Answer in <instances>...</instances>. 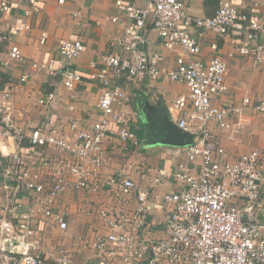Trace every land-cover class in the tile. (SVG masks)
Here are the masks:
<instances>
[{"label": "built area", "instance_id": "1", "mask_svg": "<svg viewBox=\"0 0 264 264\" xmlns=\"http://www.w3.org/2000/svg\"><path fill=\"white\" fill-rule=\"evenodd\" d=\"M28 1L36 7L38 0ZM250 1L252 5L257 2ZM114 5L116 14L107 19L115 22L122 14L131 24L117 40L124 54L103 55L102 65L87 75L102 87L96 103L99 115L87 127L76 129L72 121L70 127L75 134L60 135L51 115L56 94L46 92L37 99L40 120L28 131H21L12 115L11 89L0 90V138L12 139L15 144L13 150L5 151L0 139V189L6 196L4 202L0 195V264H47L42 248L46 228L54 224L62 231L67 228L66 214L57 209L61 193L98 188L99 169L108 158L105 139L111 133L123 142L138 144L129 118L113 108L124 94L119 85L111 84L112 75L184 83L186 92L174 99L169 112H175L179 128L191 129L195 135L172 173L175 190L152 197L149 191L137 189L129 177H111L112 182L119 180L118 199L137 190V201L130 211H99L105 231L97 233L92 242L85 241L94 249L96 264H264V223L255 213L263 200L264 154L252 149L232 161L222 160L223 149L216 147L209 129L210 123L228 128L231 115L249 105L250 98L244 96L240 104L216 103V97L227 91L225 61L219 56L208 61L198 58L199 45L192 33L195 26L223 36L237 21H243L245 39L252 41L264 32V24L226 0L209 16H192L183 0H146L145 5L114 0ZM11 7V0H0V12H8ZM148 22L162 47L182 48L184 54L176 56L172 66L161 64V53L149 55L140 48ZM45 40L43 32L39 41ZM83 50L81 40L62 38L58 40L57 58L33 62L32 66L54 74L55 64H62V82L71 89L81 80V73L72 64ZM237 51L249 55L254 66L264 61V42L242 44ZM22 58L20 48L13 44L3 66ZM25 79L23 75L20 81ZM253 108L264 115V99ZM48 146L58 149L61 157L47 158ZM155 203L165 209L160 221L162 236L155 235L149 219ZM50 256L56 264L71 262L63 246Z\"/></svg>", "mask_w": 264, "mask_h": 264}, {"label": "crops", "instance_id": "2", "mask_svg": "<svg viewBox=\"0 0 264 264\" xmlns=\"http://www.w3.org/2000/svg\"><path fill=\"white\" fill-rule=\"evenodd\" d=\"M125 1L135 5L146 3V0ZM183 1L192 16H209L225 0ZM226 1L232 2L239 11L256 16L264 24V0H257L255 5L250 0ZM11 2L12 7L8 12H0V90L11 89L14 122L21 131H28L41 118V107L37 99L46 92H55L56 103L51 109L55 126L60 135L73 136L75 130L70 127L72 121L76 123V129H82L99 115L96 103L102 87L98 82L90 81L87 75L94 67L102 65L100 59L103 55L124 54L117 40L128 31L131 21L122 14L115 22L107 19L116 14L114 0H67L64 3L38 0L36 7L28 0ZM245 30L246 23L243 21H237L223 36L211 29L192 28L199 45L197 57L208 61L213 56H219L226 64L227 91L216 97V103L240 104L244 96L250 98L249 105L243 107L240 113L231 115L228 128L209 124L216 147L223 149L222 160L232 161L252 149H259L264 154V115L256 113L253 108L255 103L264 99V61L254 66L249 55H241L237 51V47L242 44L264 42V32H259L252 41H248L245 39ZM43 32L46 33V40L40 43ZM144 32L145 41L140 44V48L149 55L156 51L161 53L162 65L170 67L176 56L184 54L180 46L171 49L162 47L160 38L151 29L149 22ZM62 38L79 39L84 44V50L72 64L81 73V80L71 89L62 82L65 69L62 64H55L54 74L32 66L33 62L42 63L57 58L58 40ZM13 44L18 45L23 58L3 66ZM23 75H26V79L20 81ZM111 84L119 85L124 94V98L115 103L113 108L129 118V127L135 132L138 144L123 142L111 133L105 139L108 158L99 169L98 188H80L61 193L57 199V209L66 214L67 228L62 231L55 224L52 228H46L42 248L47 264H56L50 255L59 246L69 251V264H96L94 249L86 246L85 241L92 242L97 233L105 231L99 211L110 208L130 211L137 201V190L118 199L119 180L110 181L112 176L116 175V179L131 178L137 189L149 191L152 197L176 189L177 183L172 173L183 160L186 146H148L145 129L147 123L159 120L164 114L175 123V112L173 110L172 115L169 111L174 99L186 92L185 84L148 77L134 80L116 75H112ZM184 131L193 135V141V130ZM1 140L5 151L15 148L12 139ZM25 146H28L27 140ZM46 155L52 160L61 157L60 151L53 146L47 147ZM0 195L5 202L6 196L1 189ZM261 196L262 205L257 206L255 213L264 223V192ZM22 198L23 201L27 200L26 196ZM155 204L149 219L154 223L155 235L162 236L160 221L165 209ZM37 225L40 227L41 223Z\"/></svg>", "mask_w": 264, "mask_h": 264}, {"label": "water", "instance_id": "3", "mask_svg": "<svg viewBox=\"0 0 264 264\" xmlns=\"http://www.w3.org/2000/svg\"><path fill=\"white\" fill-rule=\"evenodd\" d=\"M145 134L148 146H187L192 143L193 139L191 133L179 128L167 114L162 115L153 123H147Z\"/></svg>", "mask_w": 264, "mask_h": 264}]
</instances>
